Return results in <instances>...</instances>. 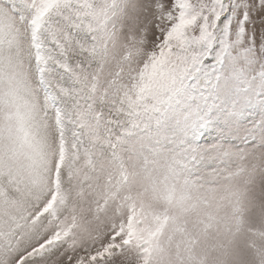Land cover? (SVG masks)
I'll return each instance as SVG.
<instances>
[{
	"label": "snow or ice",
	"instance_id": "obj_1",
	"mask_svg": "<svg viewBox=\"0 0 264 264\" xmlns=\"http://www.w3.org/2000/svg\"><path fill=\"white\" fill-rule=\"evenodd\" d=\"M0 264H264V0H0Z\"/></svg>",
	"mask_w": 264,
	"mask_h": 264
}]
</instances>
